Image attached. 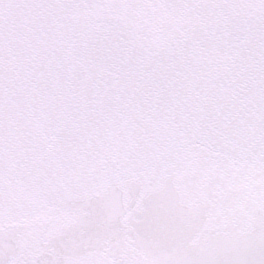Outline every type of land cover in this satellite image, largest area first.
<instances>
[{"label": "snow or ice", "instance_id": "6c2138e0", "mask_svg": "<svg viewBox=\"0 0 264 264\" xmlns=\"http://www.w3.org/2000/svg\"><path fill=\"white\" fill-rule=\"evenodd\" d=\"M0 264H264V0H0Z\"/></svg>", "mask_w": 264, "mask_h": 264}]
</instances>
